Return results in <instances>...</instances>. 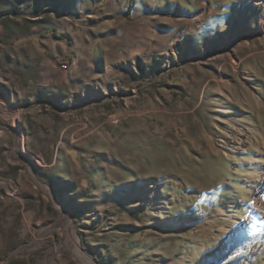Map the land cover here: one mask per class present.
Masks as SVG:
<instances>
[{
  "label": "rangeland",
  "instance_id": "1",
  "mask_svg": "<svg viewBox=\"0 0 264 264\" xmlns=\"http://www.w3.org/2000/svg\"><path fill=\"white\" fill-rule=\"evenodd\" d=\"M0 264H264V0H0Z\"/></svg>",
  "mask_w": 264,
  "mask_h": 264
}]
</instances>
